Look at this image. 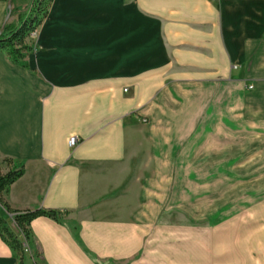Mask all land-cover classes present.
<instances>
[{
	"label": "crops",
	"instance_id": "0c3cea01",
	"mask_svg": "<svg viewBox=\"0 0 264 264\" xmlns=\"http://www.w3.org/2000/svg\"><path fill=\"white\" fill-rule=\"evenodd\" d=\"M7 1L0 28L19 22ZM32 43L26 66L0 51V158L24 165L5 199L60 211L30 222L32 248L44 264H186L159 224L161 174L205 148L208 108L264 124V0H52ZM262 209L245 264H264ZM202 254L191 264H222ZM0 264H17L1 239Z\"/></svg>",
	"mask_w": 264,
	"mask_h": 264
},
{
	"label": "rangeland",
	"instance_id": "374dc122",
	"mask_svg": "<svg viewBox=\"0 0 264 264\" xmlns=\"http://www.w3.org/2000/svg\"><path fill=\"white\" fill-rule=\"evenodd\" d=\"M31 2L10 0V15L21 13L17 27L28 18ZM235 112L208 108L205 148L197 142L184 144L187 148L176 150L181 156H176L175 171L161 174L156 191L159 224L175 231L176 250L170 255L176 262L180 249L188 254L186 264L198 259V253L200 259L206 253L222 264H231L236 256L234 264H245L247 223L262 219L264 124L245 122ZM0 167L5 170L6 163ZM37 251H25L24 259L44 264Z\"/></svg>",
	"mask_w": 264,
	"mask_h": 264
},
{
	"label": "trees",
	"instance_id": "16d2710c",
	"mask_svg": "<svg viewBox=\"0 0 264 264\" xmlns=\"http://www.w3.org/2000/svg\"><path fill=\"white\" fill-rule=\"evenodd\" d=\"M51 2L52 0H32L31 12L27 19L21 21L19 27L4 26L0 33V51L14 64L26 66L25 57L33 50L28 39L47 15ZM1 163H6V169L2 170L0 167V239L11 250L16 263L24 264V248L25 246L32 248L33 243L30 222L41 216L59 221L60 211L43 207L21 209L11 207L5 199V193L10 184L23 175L24 165L8 156L1 157Z\"/></svg>",
	"mask_w": 264,
	"mask_h": 264
},
{
	"label": "built area",
	"instance_id": "2783aa9c",
	"mask_svg": "<svg viewBox=\"0 0 264 264\" xmlns=\"http://www.w3.org/2000/svg\"><path fill=\"white\" fill-rule=\"evenodd\" d=\"M33 34V33H32ZM31 34V35H32ZM250 88H251V86H249ZM79 142V139L76 137V136H71V137H69V139H68V145L70 146V147H72V146H75L77 143ZM29 250V248L27 247V246H25V248H24V252L25 251H28Z\"/></svg>",
	"mask_w": 264,
	"mask_h": 264
},
{
	"label": "water",
	"instance_id": "95a60500",
	"mask_svg": "<svg viewBox=\"0 0 264 264\" xmlns=\"http://www.w3.org/2000/svg\"><path fill=\"white\" fill-rule=\"evenodd\" d=\"M7 9L10 11V0L7 1ZM3 28H0V33L2 32Z\"/></svg>",
	"mask_w": 264,
	"mask_h": 264
}]
</instances>
